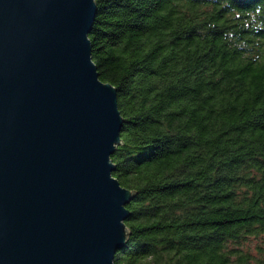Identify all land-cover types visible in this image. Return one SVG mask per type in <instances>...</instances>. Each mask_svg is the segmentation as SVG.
I'll use <instances>...</instances> for the list:
<instances>
[{
    "label": "trees",
    "instance_id": "trees-1",
    "mask_svg": "<svg viewBox=\"0 0 264 264\" xmlns=\"http://www.w3.org/2000/svg\"><path fill=\"white\" fill-rule=\"evenodd\" d=\"M125 124L115 264H264V0H96Z\"/></svg>",
    "mask_w": 264,
    "mask_h": 264
},
{
    "label": "water",
    "instance_id": "water-1",
    "mask_svg": "<svg viewBox=\"0 0 264 264\" xmlns=\"http://www.w3.org/2000/svg\"><path fill=\"white\" fill-rule=\"evenodd\" d=\"M96 0H0V264H115L138 192L114 176L118 89Z\"/></svg>",
    "mask_w": 264,
    "mask_h": 264
}]
</instances>
